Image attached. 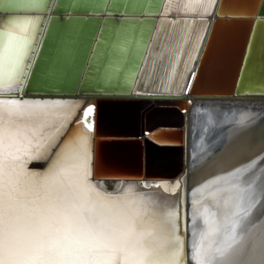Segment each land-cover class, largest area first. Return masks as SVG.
Returning a JSON list of instances; mask_svg holds the SVG:
<instances>
[{
    "label": "water",
    "instance_id": "95a60500",
    "mask_svg": "<svg viewBox=\"0 0 264 264\" xmlns=\"http://www.w3.org/2000/svg\"><path fill=\"white\" fill-rule=\"evenodd\" d=\"M188 4L41 0L36 10L10 8L0 1V16L31 17L37 27L36 39L28 45L23 83L12 84L11 90L4 85L0 99L90 101L96 118L87 130L88 179L107 193L136 182L144 188L145 180L158 182L153 187L177 180L174 235L181 241L180 264L199 252L191 251L195 222L186 169L194 107L207 103L260 109L237 149L249 161L233 162L222 177L228 183L235 175L236 185L247 191L240 196L239 222L230 221L232 230L242 227L254 204L264 209V0H215L210 14H204L207 0L191 5L195 12L184 11ZM70 21L77 25L72 32L67 30ZM80 120L70 121L67 129ZM149 146L179 153L172 176L146 174ZM38 162L27 168L43 170Z\"/></svg>",
    "mask_w": 264,
    "mask_h": 264
},
{
    "label": "snow or ice",
    "instance_id": "6c2138e0",
    "mask_svg": "<svg viewBox=\"0 0 264 264\" xmlns=\"http://www.w3.org/2000/svg\"><path fill=\"white\" fill-rule=\"evenodd\" d=\"M202 2L189 0L184 11L195 12L191 5ZM214 2L207 0L204 14H210ZM36 36L33 18L0 16V93L5 90V76L9 90L13 82L23 83L28 45ZM6 64L10 65L7 74ZM47 103L0 99V106H5L0 108V264H179L176 257L182 249L167 251L168 246L181 243L174 235L176 223L168 229L124 196L97 191L88 179L89 136L68 135L57 146L70 120L68 115L44 110ZM57 119L63 121L59 126L54 122ZM53 147L56 152L47 169L27 168L31 161L44 159ZM210 196L214 199L216 193ZM228 219L225 208L209 231L219 233Z\"/></svg>",
    "mask_w": 264,
    "mask_h": 264
},
{
    "label": "bare ground",
    "instance_id": "6f19581e",
    "mask_svg": "<svg viewBox=\"0 0 264 264\" xmlns=\"http://www.w3.org/2000/svg\"><path fill=\"white\" fill-rule=\"evenodd\" d=\"M0 1L10 4V8L36 10L41 8V0ZM76 27V22L70 21L67 30L72 32ZM2 46L3 37H0V48ZM4 71L7 74L10 71V65L6 64ZM4 85H9L7 76H5ZM41 102H48L46 107L42 105L44 110L60 116L68 115L69 120L72 122L76 121L77 118L80 120L82 116L79 122L74 123L69 130L67 129L68 131L66 130L64 136L56 141L57 146L68 135L86 133L89 136L88 125L96 118V113L93 115L94 110L91 113L88 112L89 108L93 109L90 101L45 100ZM85 106H87L86 109L81 113ZM3 107L5 106H0V108ZM190 112H192L190 153L186 169L188 172L189 205L191 212L194 211L192 220L195 222L193 230H190V238L192 239L190 243L192 244L193 241L191 251L198 250L199 252L197 251L198 254L189 256L188 264H208L207 261L212 259L219 261L218 264H264V209H259V206L257 207V204H254L253 207L248 209H252L251 213L250 211L245 212V220L242 218L244 220L242 227L235 231L232 230L233 227H229L230 221L234 220L233 224L239 222L237 216H239L241 210L240 202L243 201L240 196H243L244 193L246 195L247 191H244L242 186L236 185L235 175L229 178L228 183L225 182L226 178L222 177L224 173L228 172V165L231 166L233 162L237 161L240 165L249 161L247 154L237 155V149L249 130V124L260 116V109L249 106L205 103L194 107ZM7 119L5 116V122ZM54 122L59 126L63 121L57 119ZM52 131L55 130L52 129ZM51 150V153L46 154L45 160H38L42 163L38 167L44 168L43 170H30L42 172L47 169L49 161L54 158L56 148L53 147ZM178 156L179 153L176 150H157L149 146L147 149L146 174L148 176H172L177 171ZM38 161H36V164L39 163ZM36 166L35 164L30 165L31 168H36ZM153 182L145 180L142 183L146 186L144 188H139L137 182L126 184L122 186V190L113 194L107 193L104 188L96 183L92 185L105 196H124L128 201L135 202L140 211L171 229V224L173 221L175 222L176 216L170 217L169 214L177 213V208H174V197L177 195L175 192L178 189V181L161 182L158 187L150 186ZM89 183L91 184L90 181ZM112 183L110 182L109 187H112ZM206 183L208 184L207 188L204 187ZM154 184H158V182H154ZM173 189H176V191H173ZM210 193H216L214 199L210 196ZM235 198L236 200H233ZM193 202H196L195 206H193ZM252 202H255V200ZM225 208L229 213L227 226L219 233H211L209 231L211 222L219 220L220 213ZM205 209L208 210L207 213H205ZM205 219L209 223L206 224ZM206 232L209 233L207 237L205 236ZM175 237L177 236L175 235ZM226 238L234 239L225 242ZM177 247L180 248V244L168 246V253L170 254ZM214 254L216 256L213 258ZM176 259L180 264V253Z\"/></svg>",
    "mask_w": 264,
    "mask_h": 264
}]
</instances>
